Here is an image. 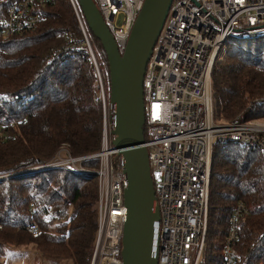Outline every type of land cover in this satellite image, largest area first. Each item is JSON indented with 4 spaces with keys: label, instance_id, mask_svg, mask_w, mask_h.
<instances>
[{
    "label": "trees",
    "instance_id": "1",
    "mask_svg": "<svg viewBox=\"0 0 264 264\" xmlns=\"http://www.w3.org/2000/svg\"><path fill=\"white\" fill-rule=\"evenodd\" d=\"M10 3L0 0V18ZM38 11L43 20L34 30L0 37V94L8 95L0 99V264L22 247L33 250V264H90L98 230V175L68 167L27 170L47 163L62 147L73 156L98 152L104 111L94 100L93 64L69 48L68 37H82L71 0ZM92 35L110 87L106 51ZM212 84L217 120L230 121L241 112L247 119L264 118V36L228 37ZM99 164L98 158L82 162L89 169ZM240 202L248 213L239 218V262L264 264V235L258 240L264 233V157L258 148L218 142L203 264H223V245ZM30 222L39 225V235L27 231Z\"/></svg>",
    "mask_w": 264,
    "mask_h": 264
},
{
    "label": "built area",
    "instance_id": "2",
    "mask_svg": "<svg viewBox=\"0 0 264 264\" xmlns=\"http://www.w3.org/2000/svg\"><path fill=\"white\" fill-rule=\"evenodd\" d=\"M122 51L145 0H95ZM56 0H11L0 18V37L34 30L43 20L38 7ZM82 37H68L73 53L94 66V100L104 111L101 149L73 156L62 147L47 163L28 171L70 166L96 173L99 181L98 230L90 264H123V234L127 216L123 157L111 129L112 103L106 72L78 0H71ZM264 36V0H173L153 47L144 76L146 143L155 183L158 264H203L210 208L211 170L215 144L234 141L261 150L264 157V118L247 119L241 112L230 121L217 120L212 71L228 37ZM257 69H261L259 66ZM8 97L0 94V99ZM1 134V132H0ZM98 158L89 169L84 160ZM69 168V167H68ZM157 176V178L155 177ZM248 213L238 203L223 245V264L239 262V218ZM27 231H42L36 222ZM264 233L258 238L260 240Z\"/></svg>",
    "mask_w": 264,
    "mask_h": 264
},
{
    "label": "water",
    "instance_id": "3",
    "mask_svg": "<svg viewBox=\"0 0 264 264\" xmlns=\"http://www.w3.org/2000/svg\"><path fill=\"white\" fill-rule=\"evenodd\" d=\"M90 31L101 41L110 73L111 129L127 176L123 264H158L156 189L146 143L144 76L173 0H145L121 51L95 0H78Z\"/></svg>",
    "mask_w": 264,
    "mask_h": 264
},
{
    "label": "rangeland",
    "instance_id": "4",
    "mask_svg": "<svg viewBox=\"0 0 264 264\" xmlns=\"http://www.w3.org/2000/svg\"><path fill=\"white\" fill-rule=\"evenodd\" d=\"M70 168V166H67ZM155 177L157 178V176L155 175ZM18 252V253H22L25 252L27 253L28 257L26 258V256H22V255H15L14 253ZM33 256H34V252L31 248H15L12 251L9 252V255L6 258L5 263L6 264H33L32 260H33Z\"/></svg>",
    "mask_w": 264,
    "mask_h": 264
}]
</instances>
